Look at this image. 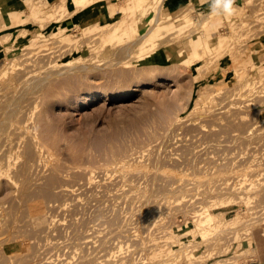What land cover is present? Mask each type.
I'll return each instance as SVG.
<instances>
[{
	"label": "rangeland",
	"instance_id": "374dc122",
	"mask_svg": "<svg viewBox=\"0 0 264 264\" xmlns=\"http://www.w3.org/2000/svg\"><path fill=\"white\" fill-rule=\"evenodd\" d=\"M10 1L0 0V264H141L169 250L179 255L168 264H264V214L253 218L264 175L249 194L243 184L229 192L233 171L264 168V0H235L231 19L211 15L201 39L229 42L201 75L180 65L198 32L174 25L209 13L190 0L170 14L163 2L145 40L162 46L139 61L142 46L125 49L154 25L148 4L140 18L133 0H73L77 11ZM210 200L218 229L203 239L193 210Z\"/></svg>",
	"mask_w": 264,
	"mask_h": 264
},
{
	"label": "bare ground",
	"instance_id": "6f19581e",
	"mask_svg": "<svg viewBox=\"0 0 264 264\" xmlns=\"http://www.w3.org/2000/svg\"><path fill=\"white\" fill-rule=\"evenodd\" d=\"M49 1H52V0H49ZM73 2V4H74V8H73V10L74 11H77V10H81L83 7H84V4H82V2L81 1H79V3L76 1V2H74L73 0H58V7L59 8H62V7H65L68 3H70V2ZM92 1H95V0H92ZM165 0H162L160 3H156V4H152L151 2H150V0L147 2V0H133V9H134V11H135V13H137V12H141L142 14L140 15V18H142V17H144L145 15H147L146 14V12H145V5L146 4H148V8H151L152 10H154V12H156L155 13V16H154V18H153V26L151 27V28H149L148 30H146L147 32H145V33H143L142 35H140L137 39H135V40H133V41H131L130 42V44L129 45H126V49L125 50H130V48L131 47H133V45H139L140 47L142 46V49L143 50H145V51H143L141 54H139L138 55V57H136L135 58V60L136 61H139V60H142L144 57H148V56H150L151 54H153V53H156L158 50H159V48L162 46L161 45V42L159 41V43H155V44H148L149 43V41H145L147 38H149V36L151 35V32L153 31V27L155 26V25H157V24H159V21L161 20V19H163V18H161V16H163V14H162V10H163V2H164ZM188 1L189 0H186L185 2H187L188 3ZM192 3H194V4H196V5H198L199 6V8H202L203 7V9H206V8H209V7H204V5H203V2H204V0H190ZM261 1V0H260ZM243 2H245V0L243 1ZM256 2V1H255ZM263 1H261L260 3H262ZM246 4V3H245ZM256 4V3H255ZM254 4V5H255ZM253 5V6H254ZM263 5V4H262ZM245 6V5H244ZM259 6V5H258ZM257 6V7H258ZM262 7V6H261ZM255 8V7H254ZM178 9V6L176 5H174V4H172V5H170L169 7H168V13L170 14V13H174V12H172V11H176ZM262 9V8H261ZM36 10V8L35 9H33V11H35ZM147 10H149V9H147ZM112 12V10L111 9H109V8H107V10H106V15H107V13L108 12ZM256 11H257V9H256ZM264 11V10H263ZM252 12V11H251ZM259 12V11H258ZM235 13V12H234ZM253 13V12H252ZM259 13H261V11L259 12ZM168 14V15H169ZM256 14V13H255ZM139 14H137V16H138ZM234 15V14H233ZM252 15H254V14H252ZM257 15H259L258 13H257ZM256 15V16H257ZM261 15V14H260ZM263 15L264 14H262V17H263ZM102 16V15H101ZM124 16V15H123ZM165 16H167V15H165ZM247 16V15H246ZM227 17H229L230 19L232 18V15L231 16H227ZM235 17V16H234ZM253 17V16H252ZM215 18V17H214ZM213 18V19H214ZM254 18V17H253ZM261 18V17H260ZM264 18V17H263ZM262 18V19H263ZM166 20L168 19V18H165ZM211 19H212V16L209 14V13H207V14H205L203 17H201V19H198V21H192V19H191V16H190V13L188 12V13H185V14H183L182 16H180V17H178V18H176V20L174 21V25H176V28H177V30H182V29H184V28H188V27H191V29H192V31H191V29H190V32L191 33H194L195 31H197L198 32V37H195V38H193L194 40L192 41V43L194 44V46H195V50L192 52V54H191V56H189V57H184L183 56V52L182 53H180V55L182 56V58L180 59V65H188L189 67H195V70H201V68L203 67L202 66V61L204 62H208L207 61V59L208 60H211L212 59V57L210 58L209 56L211 55V54H214V53H217L218 51H221L223 48H226L227 47V45H228V42L229 41H227L226 39H224V38H218V37H215V38H213L212 40H209V39H206L205 41L204 40H202L201 38L202 37H205L204 35V30L205 29H207V24L206 23H209L210 21H211ZM255 19V18H254ZM152 20V19H151ZM150 20V21H151ZM26 21V20H25ZM203 21H204V23H203ZM256 21V20H255ZM258 21H259V17H258ZM260 21H261V19H260ZM152 22V21H151ZM233 21L231 20L230 21V23H232ZM254 22V21H253ZM257 22V21H256ZM149 24H150V22H149ZM252 24V23H251ZM263 24V23H262ZM227 25V24H226ZM253 25V24H252ZM255 25H257V24H255ZM254 26V25H253ZM262 26V25H261ZM255 27V26H254ZM260 27V26H259ZM261 29H262V27H260ZM253 29V28H252ZM109 30H112V28H110ZM259 30V29H258ZM263 30H264V28H263ZM234 31V29H231L230 30V32H233ZM250 31H252L253 32V30H250ZM249 31V32H250ZM256 31H257V29H256ZM255 31V32H256ZM189 32V31H188ZM260 32V31H259ZM262 32V31H261ZM264 32V31H263ZM235 32H233V34H234ZM254 33V32H253ZM258 33V32H257ZM247 34H249V33H247ZM235 35V34H234ZM245 35V34H244ZM252 35H255V33L254 34H251L250 36H252ZM258 35V34H257ZM218 36V35H217ZM231 36V35H230ZM250 36H247V37H250ZM256 36V35H255ZM232 37H233V35H232ZM253 37V36H252ZM252 37H250V38H252ZM258 37V36H257ZM250 38H249V40H250ZM243 39V38H242ZM243 40H245V39H243ZM247 41H248V39H247ZM241 42V41H240ZM101 45V44H100ZM243 46H244V44H243ZM246 46V45H245ZM172 50V49H171ZM171 50H168V54H167V57H168V59L170 58L169 57V52H171ZM256 52V51H255ZM128 54H129V52H127ZM128 56V55H127ZM210 58V59H209ZM11 61V60H10ZM9 61V62H10ZM8 62V64H10ZM205 63V64H206ZM11 64H13V62L11 63ZM14 65V64H13ZM203 65H204V63H203ZM10 66H12V65H10ZM199 70V72H201ZM203 70V69H202ZM194 71V70H193ZM228 71V70H227ZM240 73V72H239ZM200 75L202 74V72L201 73H199ZM203 76V75H202ZM260 76V75H259ZM264 76V75H263ZM235 77V76H234ZM261 77H262V75H261ZM257 78V77H256ZM201 79V78H200ZM258 79V78H257ZM256 79V80H257ZM261 79V78H260ZM41 80V79H40ZM263 80V79H262ZM257 81H260V80H257ZM41 83H42V81H40ZM261 82H263V81H261ZM238 83V82H237ZM242 83H244V82H242ZM255 83V82H254ZM39 84V83H38ZM236 84V83H235ZM234 84V85H235ZM257 84V83H256ZM238 85H239V83H238ZM246 85V84H245ZM252 85H255V84H253L252 83ZM242 86L244 87V84H242ZM260 86V85H259ZM258 86V87H259ZM235 87V86H234ZM234 87H231L232 89L234 88ZM237 87V86H236ZM242 87V88H243ZM230 88V89H231ZM241 88V87H240ZM235 89V88H234ZM241 90V89H240ZM197 91V90H196ZM195 91V92H196ZM211 91V90H210ZM226 91H229V90H227L226 89ZM224 92V91H223ZM230 92V91H229ZM228 92V93H229ZM203 93H204V91H203ZM227 93V92H226ZM230 93H232V92H230ZM201 94V93H200ZM199 94V95H200ZM107 95V94H106ZM198 95V96H199ZM202 95V94H201ZM205 95V94H204ZM226 95V94H225ZM230 95V96H229ZM231 95L232 94H228L227 96H229V97H231ZM240 95V94H239ZM249 95V94H248ZM206 96V95H205ZM226 96V97H227ZM235 96V95H234ZM128 97H130V93L129 92H123V93H121L120 95H118L117 96V99H119V100H124V99H126V98H128ZM202 98H204L203 96H201ZM224 97V96H223ZM202 98H200V96H199V98H198V101H202V100H204V99H202ZM211 98H213V97H211ZM264 100V99H263ZM262 100V101H263ZM89 100L87 99V98H85V102L87 103ZM261 104V103H260ZM256 105V104H255ZM248 108H249V106H248ZM254 108V107H253ZM256 112V111H255ZM227 113V112H226ZM259 113V112H258ZM224 114V113H223ZM256 114V113H255ZM184 117V116H183ZM182 116H179L178 117V120H180L181 118H183ZM230 117V116H229ZM232 118H234V117H232ZM237 118V117H236ZM233 121L235 120V118L234 119H232ZM11 123V122H10ZM191 123V122H190ZM258 123V122H257ZM9 124V123H8ZM12 124H13V122H12ZM192 124V123H191ZM256 125H258V124H256ZM13 126V125H12ZM19 130L18 131H20V132H23L22 131V129L20 128V127H18V126H16ZM15 129V128H14ZM200 130V132H197L198 134H200L202 131H204L201 127L199 128ZM17 130V129H16ZM196 131H198V130H196ZM28 136V135H27ZM26 136V137H27ZM29 136H30V134H29ZM32 137V136H31ZM35 138V137H34ZM259 138H260V136H259ZM32 139V138H31ZM259 140V139H258ZM32 141V140H31ZM34 141V140H33ZM29 142V141H28ZM31 143V142H30ZM33 143V142H32ZM35 143V142H34ZM35 144H39V143H35ZM33 145V144H32ZM32 145H30V146H32ZM41 146V145H40ZM35 147H36V145H35ZM34 148V147H33ZM32 150H34V149H32ZM30 151V150H29ZM35 151V150H34ZM37 151L39 152V150L37 149ZM36 151V152H37ZM40 151H41V149H40ZM31 152V151H30ZM35 153L36 154V157L38 156H40L39 155V153ZM32 153V152H31ZM41 153V152H40ZM31 157V156H30ZM34 158H35V156H34ZM263 159V158H262ZM9 160V159H8ZM42 160H43V158H42ZM34 161V160H33ZM39 161H40V159H39ZM38 162V161H37ZM36 162V163H37ZM263 162H264V160H263ZM7 163H8V161H7ZM258 163V162H257ZM257 163H255V165L257 164ZM259 164H261V163H259ZM251 166H252V168L251 167H245L246 169L244 170H240V171H233L232 173H233V175L235 176L234 178L235 179H237L236 180V183H234L231 187L232 188H230V190L228 189L229 187H225L226 188V191H228L229 190V192L231 191V192H234L233 191V187L235 186V185H237V184H243V185H246V187H248L249 189L245 192L246 194H249V192L251 191V190H253L254 189V187L255 186H259L260 184H261V176L262 175H264V168L263 167H261V165L259 166H256V167H253L254 165L253 164H250ZM250 165H248V166H250ZM264 166V165H263ZM8 168V167H7ZM242 171V172H241ZM239 172V173H238ZM3 174V173H2ZM259 176V177H258ZM89 178V177H88ZM90 179V178H89ZM92 179V178H91ZM66 180V179H65ZM122 180H123V178H122ZM222 181L224 182V186H229L228 185V183H226L225 182V179H222ZM12 182V181H11ZM10 182V183H11ZM125 183H126V185L131 189V190H134V188H135V186H133L130 182H128V180H125L124 181ZM123 183V182H122ZM125 183L123 184V185H125ZM88 184H90V183H88ZM124 187V186H123ZM239 188H242V186H240ZM129 189V190H130ZM136 189H138V188H136ZM228 189V190H227ZM125 190V189H124ZM127 190V189H126ZM62 191H64V192H66V193H69V192H71V191H68L67 190V187H65L64 189H62ZM137 191V190H136ZM138 191H139V189H138ZM126 192V191H125ZM28 193V192H27ZM131 193V192H130ZM134 193V192H133ZM137 193V192H136ZM15 194H18V193H15ZM22 194V195H21ZM23 194H26V193H24V192H22V193H20V197L21 196H23ZM30 194V193H29ZM29 194L27 195V196H29ZM33 194V193H32ZM125 194V193H124ZM230 194V193H229ZM138 195V194H137ZM24 196H26V195H24ZM32 196V195H31ZM31 196H29L30 198H31ZM37 196V195H36ZM36 196H34V194H33V197H34V199H35V197ZM131 196V195H130ZM139 196V195H138ZM247 196V195H246ZM15 197H16V195H15ZM32 197V198H33ZM167 197V196H166ZM178 197V196H177ZM25 198V197H24ZM23 198V199H24ZM27 198V197H26ZM29 198V200L31 201V199ZM38 198H40V196L38 197ZM28 199V198H27ZM27 199H25L24 201L25 202H27ZM41 200H43L42 198H40ZM39 199V200H40ZM168 199V198H167ZM170 199V198H169ZM237 199L240 201V202H246L247 201V197H243V196H238L237 197ZM20 200V199H19ZM38 200V199H37ZM37 200H35V204L37 203L36 201ZM162 200V199H161ZM33 202V201H32ZM42 202H44V201H42ZM29 203V202H28ZM208 203H210V205L209 206H205V205H203L202 203L195 209V210H193L194 212V217H193V225L195 226V229L198 231V232H200V236H202L203 237V239H204V236H206V235H209L210 233L209 232H214V231H217V229H218V227H217V225H216V223H218V222H216L215 223V221H214V219L212 218V215H211V213L209 212L210 210H209V207H213L214 206V204H215V202L213 201V200H210ZM27 204V203H26ZM30 205H32V203H29ZM156 204V203H155ZM22 205V204H21ZM29 205V206H30ZM44 205V204H43ZM29 206H27V207H29ZM46 206V205H45ZM45 206H44V208H45ZM31 209H29L28 208V210H32V208H33V212L35 213V216H36V219H34L35 221L37 220V219H40L41 218V213H42V207L40 206V205H36V206H33V207H30ZM43 208V209H44ZM46 208H47V206H46ZM261 209V208H260ZM26 210H27V208H26ZM27 210V211H28ZM263 210V209H262ZM246 211V210H245ZM248 211V210H247ZM246 211V212H247ZM5 212V211H4ZM152 212V211H151ZM244 212V211H243ZM27 213V212H26ZM150 213V212H149ZM255 213V215L254 216H256V217H253V218H260V216H262V214H264V211H262L261 212V210H257V211H255V212H253V214ZM223 215V214H222ZM250 215H252V214H250ZM217 215H215V217H216ZM43 217V216H42ZM218 217H220V216H218ZM252 217V216H251ZM33 219V218H32ZM250 219V218H249ZM237 220V219H236ZM245 220V219H244ZM244 220H240V221H244ZM252 220V219H251ZM251 220H250V222H251ZM229 221V220H228ZM247 222V221H246ZM244 224H246L245 223V221L243 222ZM235 225V224H234ZM233 225V226H234ZM241 225V224H240ZM242 226V225H241ZM232 227V226H231ZM208 233V234H207ZM188 236V235H187ZM173 238V237H172ZM179 238V237H178ZM174 239V238H173ZM177 239V238H176ZM202 239V238H201ZM200 239V240H201ZM202 239V240H203ZM192 240V239H191ZM177 242V241H176ZM178 243V242H177ZM202 243V242H201ZM174 244H175V242H174ZM182 244V243H181ZM181 244H180V246H181ZM204 244V243H203ZM177 245V244H176ZM191 245V244H190ZM167 245H156V248L157 249H159V247L161 248H163V247H166ZM188 246V245H187ZM187 246H185V248L184 249H182L183 247H181V250H180V248H179V250L180 251H178V252H175V253H180L181 255H183L182 254V252L184 253L185 252V250L187 249ZM198 246V245H197ZM154 248H155V246H153ZM152 247V248H153ZM189 247V246H188ZM192 247H194V245H192ZM215 247V246H214ZM155 248V249H156ZM161 248V249H162ZM167 248V247H166ZM164 249V248H163ZM168 249V248H167ZM194 250V249H193ZM153 251H154V249H153ZM160 251V250H159ZM162 251H164L165 252V250H162ZM170 251V250H169ZM168 251V252H169ZM174 251V250H173ZM167 251H166V254H164V256L162 255V256H160L159 254H157V255H159V257H161L160 258V260H159V257L157 258V260L155 261V260H153L152 259V261H150V262H153V263H150L148 260L149 259H151V258H147L148 260L147 261H144V262H142L141 264H166V262L165 261H168L169 259H171L172 257H171V255L168 253ZM187 252H189V249H188V251ZM187 252H185V253H187ZM202 252V251H201ZM151 253V252H150ZM156 253V252H155ZM161 253H163V252H161ZM169 255H168V254ZM171 253V252H170ZM204 254H205V252H203ZM173 254H174V252H173ZM188 254V253H187ZM151 255H152V253H151ZM151 255H148L149 257L151 256ZM167 255V256H166ZM179 254H177V256H178ZM173 256V255H172ZM177 256H175V254H174V256H173V258H175V257H177ZM147 257V256H146ZM154 257V256H153ZM163 257H164V259H163ZM166 257V258H165ZM170 257V258H169ZM181 257V256H180ZM200 257V256H199ZM202 257V256H201ZM205 257H206V254H205ZM179 258V257H178ZM178 258H176V259H178ZM197 258V257H196ZM179 259H181V258H179ZM178 259V260H179ZM175 260V259H174ZM174 260H172V261H174ZM103 260H101L100 262H102ZM105 262H107V261H109L108 259H106V260H104ZM171 261V260H170ZM170 261H168L167 262V264L170 262ZM165 262V263H164ZM196 264V263H195Z\"/></svg>",
	"mask_w": 264,
	"mask_h": 264
},
{
	"label": "clouds",
	"instance_id": "9594fccd",
	"mask_svg": "<svg viewBox=\"0 0 264 264\" xmlns=\"http://www.w3.org/2000/svg\"><path fill=\"white\" fill-rule=\"evenodd\" d=\"M235 0H210L209 14L212 16H231L235 12Z\"/></svg>",
	"mask_w": 264,
	"mask_h": 264
},
{
	"label": "crops",
	"instance_id": "0c3cea01",
	"mask_svg": "<svg viewBox=\"0 0 264 264\" xmlns=\"http://www.w3.org/2000/svg\"><path fill=\"white\" fill-rule=\"evenodd\" d=\"M12 1V0H11ZM10 1V2H11ZM186 0H166L165 2V5H166V9H168V7L170 6V5H172V4H174V5H177V6H179V7H181L183 4H184V2H185Z\"/></svg>",
	"mask_w": 264,
	"mask_h": 264
}]
</instances>
